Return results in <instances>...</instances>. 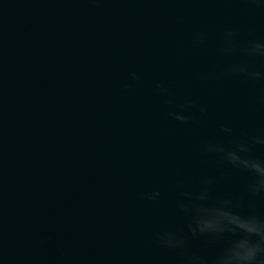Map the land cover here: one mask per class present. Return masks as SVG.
I'll list each match as a JSON object with an SVG mask.
<instances>
[{
	"label": "water",
	"instance_id": "1",
	"mask_svg": "<svg viewBox=\"0 0 264 264\" xmlns=\"http://www.w3.org/2000/svg\"><path fill=\"white\" fill-rule=\"evenodd\" d=\"M254 43L264 0H0V264H213L235 237L194 236L193 205L264 218L206 151L264 139Z\"/></svg>",
	"mask_w": 264,
	"mask_h": 264
},
{
	"label": "clouds",
	"instance_id": "2",
	"mask_svg": "<svg viewBox=\"0 0 264 264\" xmlns=\"http://www.w3.org/2000/svg\"><path fill=\"white\" fill-rule=\"evenodd\" d=\"M251 2L258 3V0H251ZM233 35L234 33H228L229 37ZM244 51L251 56L264 58V44L254 43ZM230 72L248 75L253 79L261 78V73H249L247 67H234L230 69ZM200 111L204 112L205 109L201 108ZM172 115L182 122L187 120L186 116L176 115L175 113ZM224 131L230 132L231 129L226 128ZM255 144L264 145V139L252 137L250 143H237L233 149H225L216 145L206 147V151L219 153L221 158L233 167L254 174L255 180L248 185V191L254 197L264 195V162L242 156L241 153H250L252 145ZM205 183L210 184L211 181ZM159 195L160 193L156 192L149 198L155 199ZM196 199L206 200L207 196L201 194ZM181 207L185 211L189 210L184 205H181ZM232 207L233 202L230 199L220 201L217 206L213 207L193 205L195 227L190 226L192 234L195 236L199 232L201 235L213 237H223L225 235L235 237L229 246L224 248L221 254L215 258L213 264H264V218L256 215L243 216L233 212ZM160 242L163 246L169 248L181 247L185 243L182 238L170 232L162 233ZM192 259L199 261L200 264H206L201 257H193Z\"/></svg>",
	"mask_w": 264,
	"mask_h": 264
}]
</instances>
